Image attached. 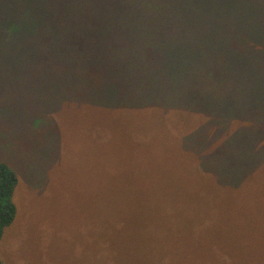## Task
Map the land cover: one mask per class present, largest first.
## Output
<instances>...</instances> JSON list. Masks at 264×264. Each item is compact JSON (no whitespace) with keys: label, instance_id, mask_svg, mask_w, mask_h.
Segmentation results:
<instances>
[{"label":"rangeland","instance_id":"1","mask_svg":"<svg viewBox=\"0 0 264 264\" xmlns=\"http://www.w3.org/2000/svg\"><path fill=\"white\" fill-rule=\"evenodd\" d=\"M26 1L28 48L0 31V160L19 177L16 217L0 241L4 264H264L261 128L231 120L207 149L226 141L215 178L179 137L205 114L64 102L79 97L78 83L64 78L75 67L57 58L62 37L46 33L41 0L0 6L11 16ZM240 151L245 176L226 168ZM199 197L202 234L191 230Z\"/></svg>","mask_w":264,"mask_h":264},{"label":"trees","instance_id":"2","mask_svg":"<svg viewBox=\"0 0 264 264\" xmlns=\"http://www.w3.org/2000/svg\"><path fill=\"white\" fill-rule=\"evenodd\" d=\"M39 8L42 17L46 14V33L62 37L57 58L64 67H75L64 78L78 83L79 97L66 96L64 102L205 114L202 123L187 119L179 137L198 167L215 178L217 154L226 141L207 149L231 120L258 125L264 138V3L41 0ZM6 10L0 6V31L21 37L15 45L28 48V1L16 3L14 15ZM170 63L177 65L173 71ZM47 133L53 138L51 130ZM237 157L232 155L226 168L237 167L245 176L247 160L242 151ZM18 181L17 171L0 160V240L16 217ZM202 199L190 209L191 230L201 234L207 221Z\"/></svg>","mask_w":264,"mask_h":264},{"label":"crops","instance_id":"3","mask_svg":"<svg viewBox=\"0 0 264 264\" xmlns=\"http://www.w3.org/2000/svg\"><path fill=\"white\" fill-rule=\"evenodd\" d=\"M14 222V221H13ZM1 241V240H0Z\"/></svg>","mask_w":264,"mask_h":264}]
</instances>
